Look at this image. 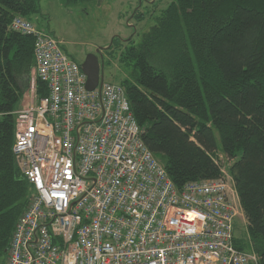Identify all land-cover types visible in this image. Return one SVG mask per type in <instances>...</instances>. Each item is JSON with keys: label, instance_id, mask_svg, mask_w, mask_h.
<instances>
[{"label": "built area", "instance_id": "built-area-1", "mask_svg": "<svg viewBox=\"0 0 264 264\" xmlns=\"http://www.w3.org/2000/svg\"><path fill=\"white\" fill-rule=\"evenodd\" d=\"M9 28L34 37V78L13 110L12 144L31 197L4 264L256 263L236 243L242 211L220 156V176L178 188L143 142L120 83L89 90L52 33L21 15Z\"/></svg>", "mask_w": 264, "mask_h": 264}, {"label": "trees", "instance_id": "trees-1", "mask_svg": "<svg viewBox=\"0 0 264 264\" xmlns=\"http://www.w3.org/2000/svg\"><path fill=\"white\" fill-rule=\"evenodd\" d=\"M38 12V0H0V264L31 197L12 144L34 37L9 24ZM121 57L132 69L120 84L141 138L178 188L220 176L217 151L231 161L249 250L236 243L264 264V0H173Z\"/></svg>", "mask_w": 264, "mask_h": 264}, {"label": "rangeland", "instance_id": "rangeland-1", "mask_svg": "<svg viewBox=\"0 0 264 264\" xmlns=\"http://www.w3.org/2000/svg\"><path fill=\"white\" fill-rule=\"evenodd\" d=\"M173 0H38L39 12L29 20L36 28L52 33L62 42L63 50L78 63L84 56L100 49L99 63L103 79L120 83L130 78L132 69L121 60V53L130 45H137L158 22L162 11ZM98 56V55H97ZM34 73L23 79L24 93L17 106L28 100ZM220 162L230 174V160L221 152ZM162 162V156H156ZM243 214V213H242ZM245 218L235 219V235L249 250Z\"/></svg>", "mask_w": 264, "mask_h": 264}, {"label": "water", "instance_id": "water-1", "mask_svg": "<svg viewBox=\"0 0 264 264\" xmlns=\"http://www.w3.org/2000/svg\"><path fill=\"white\" fill-rule=\"evenodd\" d=\"M95 51L100 52V49L97 48ZM80 67L87 76L86 87L89 90L103 82V71L99 63V57L95 53H87L81 61Z\"/></svg>", "mask_w": 264, "mask_h": 264}, {"label": "snow or ice", "instance_id": "snow-or-ice-1", "mask_svg": "<svg viewBox=\"0 0 264 264\" xmlns=\"http://www.w3.org/2000/svg\"><path fill=\"white\" fill-rule=\"evenodd\" d=\"M194 216V214L193 213H189V217L191 218V217H193Z\"/></svg>", "mask_w": 264, "mask_h": 264}, {"label": "flooded vegetation", "instance_id": "flooded-vegetation-1", "mask_svg": "<svg viewBox=\"0 0 264 264\" xmlns=\"http://www.w3.org/2000/svg\"><path fill=\"white\" fill-rule=\"evenodd\" d=\"M95 54L98 55V57L100 56V52H96ZM85 56H86V55H85ZM85 56H84V57H85Z\"/></svg>", "mask_w": 264, "mask_h": 264}, {"label": "crops", "instance_id": "crops-1", "mask_svg": "<svg viewBox=\"0 0 264 264\" xmlns=\"http://www.w3.org/2000/svg\"><path fill=\"white\" fill-rule=\"evenodd\" d=\"M242 216H244L243 214H242ZM245 218V217H244ZM245 223H246V220H245Z\"/></svg>", "mask_w": 264, "mask_h": 264}]
</instances>
